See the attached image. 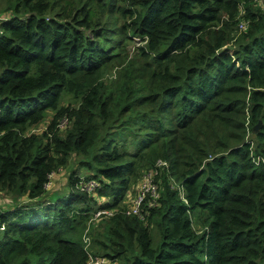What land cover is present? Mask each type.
<instances>
[{
    "label": "trees",
    "instance_id": "16d2710c",
    "mask_svg": "<svg viewBox=\"0 0 264 264\" xmlns=\"http://www.w3.org/2000/svg\"><path fill=\"white\" fill-rule=\"evenodd\" d=\"M0 13V191L16 199L0 205V264H85L88 251L116 264H264L260 6L0 0ZM159 158L158 204L144 220L125 214ZM69 161L66 190L47 193ZM78 168L106 200L78 188Z\"/></svg>",
    "mask_w": 264,
    "mask_h": 264
},
{
    "label": "built area",
    "instance_id": "2783aa9c",
    "mask_svg": "<svg viewBox=\"0 0 264 264\" xmlns=\"http://www.w3.org/2000/svg\"><path fill=\"white\" fill-rule=\"evenodd\" d=\"M257 6H260L264 10V0H251ZM247 21L241 20L238 24V28L243 30L246 28ZM66 124V118H62L58 123V127L62 128ZM32 128L31 131H38L42 128ZM168 162L164 159H157L155 165L145 170L134 186V190H128L125 194L124 213L128 215H136L140 219H145V215L148 213V208L158 204V199L160 196L159 192V179L156 176L159 174L160 169L167 167ZM82 176L81 180L78 182L77 186L81 190L87 192H94L96 186L99 182L96 179H84ZM48 184H46L47 187ZM181 191V190H180ZM116 211L115 207L112 208H98L94 211L90 220H98L101 216L112 215ZM87 229L83 233V240L85 242V247L90 244V238L86 233ZM88 258L85 264H116V260L108 255L103 254H92L87 252Z\"/></svg>",
    "mask_w": 264,
    "mask_h": 264
},
{
    "label": "rangeland",
    "instance_id": "374dc122",
    "mask_svg": "<svg viewBox=\"0 0 264 264\" xmlns=\"http://www.w3.org/2000/svg\"><path fill=\"white\" fill-rule=\"evenodd\" d=\"M0 15L2 16V15H5V14L0 13ZM241 20H244V19L242 18ZM135 42L138 43L139 41L135 40ZM133 50L134 49L131 46L130 47V51H133ZM64 102L66 103L67 101L64 100L63 103ZM48 115H50V114H48ZM48 115L45 117V120L43 122H41L40 124L37 125V128H41L42 126L46 125L47 121L49 120ZM37 128H36V130H37ZM71 166H75L76 167L77 163L76 162L72 163V161H69L67 163V165H65L64 167H62V168L58 169L57 171L51 173L50 179L47 182V184H48L47 187H46L47 188V193L48 192H55V194L57 195V194H60V193H62V192H64L66 190L65 183H66V179H67L68 173H69V171L71 169ZM78 173H79V175L85 176L86 174H88V170H86L84 168H78ZM175 185L176 184L173 183V186H175ZM91 194H93L95 196V198L97 200H100V201L107 199L105 196H101L99 198L96 193H92L91 192ZM124 199H125V196L122 199V202H123ZM18 201H21V202L24 203V202H27L28 199L24 195V196H21L20 198H18L17 202ZM14 202H16V199L12 198L10 196V194H7L5 191H0V205L2 207L12 206V204H14ZM85 230H86V228H85ZM151 233H152V243H153V245H155L156 242L159 240V236H158L159 234H158V230H157L156 226H152Z\"/></svg>",
    "mask_w": 264,
    "mask_h": 264
},
{
    "label": "water",
    "instance_id": "95a60500",
    "mask_svg": "<svg viewBox=\"0 0 264 264\" xmlns=\"http://www.w3.org/2000/svg\"><path fill=\"white\" fill-rule=\"evenodd\" d=\"M257 128H258V124H255L253 130H257Z\"/></svg>",
    "mask_w": 264,
    "mask_h": 264
}]
</instances>
